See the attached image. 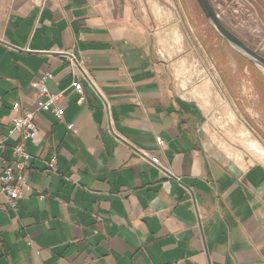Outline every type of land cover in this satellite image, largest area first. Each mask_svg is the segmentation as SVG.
Returning <instances> with one entry per match:
<instances>
[{
  "label": "crops",
  "instance_id": "crops-1",
  "mask_svg": "<svg viewBox=\"0 0 264 264\" xmlns=\"http://www.w3.org/2000/svg\"><path fill=\"white\" fill-rule=\"evenodd\" d=\"M148 4L0 0L1 129L37 110L34 83L45 72L64 110L63 120L35 113L39 137L26 141L33 191L16 210L0 204V264H264V161L222 141L200 96L175 88L157 48L158 7ZM59 51L85 62L124 141L87 83L82 94L72 87ZM21 141L13 134L0 156L14 159Z\"/></svg>",
  "mask_w": 264,
  "mask_h": 264
},
{
  "label": "rangeland",
  "instance_id": "rangeland-1",
  "mask_svg": "<svg viewBox=\"0 0 264 264\" xmlns=\"http://www.w3.org/2000/svg\"><path fill=\"white\" fill-rule=\"evenodd\" d=\"M209 1L222 23L264 56V0ZM141 2H150L151 12L158 7L157 48L171 64L175 88L200 96L207 128L222 141L264 161V70L217 33L196 0Z\"/></svg>",
  "mask_w": 264,
  "mask_h": 264
},
{
  "label": "built area",
  "instance_id": "built-area-1",
  "mask_svg": "<svg viewBox=\"0 0 264 264\" xmlns=\"http://www.w3.org/2000/svg\"><path fill=\"white\" fill-rule=\"evenodd\" d=\"M57 53L64 56L70 65L73 75L72 87L82 94L83 85L81 80L87 83L94 95H96L101 101L102 107L109 119L110 131L118 139L124 141V139L114 132L112 128L111 102L87 69L85 62L78 58L73 51H59ZM52 79V74L45 72L41 74L39 81L34 83V86L38 88L41 97L36 111L51 112L58 120H63L64 110L59 106V101L63 98V92H51L48 83ZM14 108L19 109L20 104L15 103ZM36 111H28L22 117H13V128L9 131V134H5L0 127L1 151L6 148L7 141L13 134L19 132L22 136V141L13 148L14 159L8 160L0 156V204L8 206V208L12 210L17 209L18 201L24 197L25 193L33 191V186L28 180L29 170L27 162L30 159V154L26 148V141H37L39 137V132L35 124ZM68 129L73 130L74 124H68ZM161 143V138H157V144L160 145ZM128 145H130V147L135 150L145 162L157 166L163 172H166V169L162 167L157 156L151 155L131 143H128ZM47 168L50 171H56V160L54 158L47 162ZM46 196L47 195L44 193L39 195L41 199H45Z\"/></svg>",
  "mask_w": 264,
  "mask_h": 264
},
{
  "label": "water",
  "instance_id": "water-1",
  "mask_svg": "<svg viewBox=\"0 0 264 264\" xmlns=\"http://www.w3.org/2000/svg\"><path fill=\"white\" fill-rule=\"evenodd\" d=\"M210 24L214 27L217 33L241 54L247 57L256 66L264 70V56L250 48L237 35L230 31L221 21L219 15L214 10L209 0H196Z\"/></svg>",
  "mask_w": 264,
  "mask_h": 264
},
{
  "label": "trees",
  "instance_id": "trees-1",
  "mask_svg": "<svg viewBox=\"0 0 264 264\" xmlns=\"http://www.w3.org/2000/svg\"><path fill=\"white\" fill-rule=\"evenodd\" d=\"M251 62V61H250ZM251 64H254L253 62H251Z\"/></svg>",
  "mask_w": 264,
  "mask_h": 264
}]
</instances>
